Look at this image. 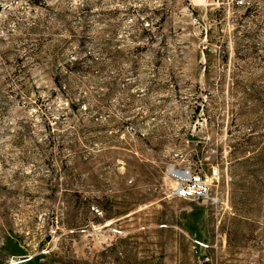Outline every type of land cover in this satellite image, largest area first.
Listing matches in <instances>:
<instances>
[{
  "label": "rangeland",
  "instance_id": "374dc122",
  "mask_svg": "<svg viewBox=\"0 0 264 264\" xmlns=\"http://www.w3.org/2000/svg\"><path fill=\"white\" fill-rule=\"evenodd\" d=\"M0 264H264V0H0Z\"/></svg>",
  "mask_w": 264,
  "mask_h": 264
},
{
  "label": "built area",
  "instance_id": "2783aa9c",
  "mask_svg": "<svg viewBox=\"0 0 264 264\" xmlns=\"http://www.w3.org/2000/svg\"><path fill=\"white\" fill-rule=\"evenodd\" d=\"M184 175H175L176 184L173 188V195L179 198L201 199L204 203L219 206L221 196L213 190V181L218 172L210 174L202 173L193 168H184Z\"/></svg>",
  "mask_w": 264,
  "mask_h": 264
},
{
  "label": "bare ground",
  "instance_id": "6f19581e",
  "mask_svg": "<svg viewBox=\"0 0 264 264\" xmlns=\"http://www.w3.org/2000/svg\"><path fill=\"white\" fill-rule=\"evenodd\" d=\"M170 171L173 173V174H175V175H184V173L186 172V171H182V170H179V169H174V168H171L170 169Z\"/></svg>",
  "mask_w": 264,
  "mask_h": 264
}]
</instances>
